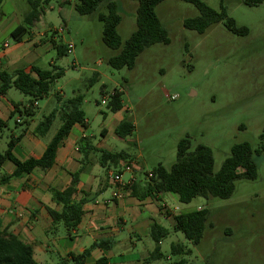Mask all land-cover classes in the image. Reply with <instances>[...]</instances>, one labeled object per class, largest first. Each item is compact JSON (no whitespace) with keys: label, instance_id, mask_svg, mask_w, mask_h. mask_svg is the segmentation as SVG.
I'll list each match as a JSON object with an SVG mask.
<instances>
[{"label":"rangeland","instance_id":"1","mask_svg":"<svg viewBox=\"0 0 264 264\" xmlns=\"http://www.w3.org/2000/svg\"><path fill=\"white\" fill-rule=\"evenodd\" d=\"M113 1L118 5L120 21L116 31L123 46L136 28L137 3ZM201 1L216 11L221 2L227 16L237 27L246 28L247 34L232 33L223 22L210 25L202 34L188 30L183 20L196 17L197 9L181 0H163L155 12L169 43L146 48L136 57L132 69L115 70L107 60L119 50L102 43V23L93 15H79L74 10L76 0H50L33 25L46 31L42 39L46 52L38 64L47 69L54 62L63 75L53 82L48 97L36 101L35 121H41L67 99L82 96L87 134L97 143L102 140L101 130H109L106 149L126 153L125 161L137 164L136 178L140 181L158 165L171 168L180 139L188 137L191 149L207 146L212 152L214 173L220 170L233 145L248 143L253 151L255 178H238L227 199L198 197L182 204L176 196L163 194L167 207L175 214L206 209L211 227L207 226L200 242L192 245L182 233L173 231L170 222L159 218L158 223L169 234L161 242L163 258L149 264H173L179 260L184 264H264V0L253 6L244 0ZM28 10L26 0L3 1L2 12L9 18L3 24L9 23V27L0 32V44L6 39L14 44L10 31L22 24ZM100 11L105 13L103 8ZM52 36L56 43L72 45L71 52L57 57L51 47ZM114 90L122 92L123 106L129 109L122 117L133 124L132 132L124 139L112 132L115 115L107 104ZM14 122L10 119L7 129L19 134ZM60 124L56 117L45 142ZM7 129L0 133V152L6 149L10 136ZM110 169L120 171L125 182L131 176L123 165ZM132 170L133 174L135 167ZM111 192L107 188L103 197ZM130 225L128 221L126 228ZM59 234L65 235L61 225ZM122 239L130 237L124 232ZM131 240L136 246L125 253L129 260L141 259L154 247L148 235L141 242L134 237ZM172 243L184 245L190 253L171 255Z\"/></svg>","mask_w":264,"mask_h":264},{"label":"trees","instance_id":"2","mask_svg":"<svg viewBox=\"0 0 264 264\" xmlns=\"http://www.w3.org/2000/svg\"><path fill=\"white\" fill-rule=\"evenodd\" d=\"M4 0H0V8ZM50 0H26L29 10L22 19V24L11 31L12 40L18 42L28 33V30L38 21L43 6ZM136 7V28L128 37L123 46L117 34L116 28L119 24L118 5L113 0H76L74 10L82 16L93 15L102 23V43L119 52L108 58L107 64L115 70L122 68L132 69L136 57L146 48L154 44H168L169 39L166 30L162 27L156 12V6L163 0H133ZM193 5L198 15L193 18L183 20V27L202 34L210 25L223 22L225 28L237 35H246L247 29L237 27L235 22L226 14L220 2L219 11L207 6L201 0H181ZM246 5H256L262 0H244ZM105 9V13L100 9ZM52 36L51 38H53ZM57 57H62L67 53V48L61 43L53 42ZM63 75V71L55 64L47 69L32 67L29 73L22 70L14 72H0V95H4L10 88H14L22 95L29 97L28 107L24 109L25 116L31 117L35 109L37 100L48 97L51 85ZM122 92L114 90L109 97L108 109L112 113L119 112L124 106L121 100ZM60 102L59 98H57ZM82 96L78 95L67 99L56 110L44 116L34 128V134L39 138L44 137L57 112H60L61 124L53 137L46 144L42 156L38 159H28L18 161L11 151L20 141L22 132L16 137L9 136L6 149L0 152V168L5 161H10L15 169L10 175L0 173V186L10 182L12 179L31 173L34 169L46 171L54 163L56 151L62 140L68 135L73 125L86 126V118L81 110ZM61 108V109H60ZM14 113L9 116L11 119ZM17 125V123H16ZM7 128V123L0 120V133ZM25 129H23L24 131ZM133 130L132 122L123 117L116 125L114 134L124 139ZM263 137V136H262ZM252 150L248 143L235 144L230 149L229 156L223 161L218 172H213V157L211 150L204 145H196L191 149L190 139L183 138L177 143L176 161L169 170L161 165L154 167L145 174L143 181L129 183L124 190L130 196L142 201L146 198H157L159 195L172 194L177 197L179 203L188 204L195 198L216 197L227 199L234 190V183L238 178L253 180L256 175L255 164L252 159ZM259 153V150H255ZM80 169L71 175L70 185L60 191L54 188L49 189L52 202L60 206L59 211L48 210L52 219L51 234H54L58 226H62L65 233L70 235L80 223L83 211L82 207L90 200L96 198L100 191L89 197L82 194L78 200L74 198L76 194V184L79 174L88 165L91 154H98V163L105 171L110 167L116 168L119 161L127 158L124 152H108L106 150H96L86 142L79 143ZM117 173H120L118 171ZM150 174V176H148ZM208 212L206 209H199L186 213H179L173 217V231L180 232L184 238L192 245H197L203 235L205 228L211 227L207 224ZM168 230L153 224L149 230L150 238L154 242V248L148 253L144 261L150 263L163 258L160 250V242L168 235ZM106 242L99 241L91 244L89 248L80 254L70 253L66 258L60 259L59 264H84L86 257L93 248H105ZM190 251L182 244L170 245V254L186 255ZM103 261H98V264ZM0 264H37L33 258V250L29 244L20 240L17 236L3 229L0 230ZM173 264H184V260H179Z\"/></svg>","mask_w":264,"mask_h":264},{"label":"crops","instance_id":"3","mask_svg":"<svg viewBox=\"0 0 264 264\" xmlns=\"http://www.w3.org/2000/svg\"><path fill=\"white\" fill-rule=\"evenodd\" d=\"M8 19L2 12L1 6L0 32L8 29L9 23L3 24L4 20ZM9 35L12 39L11 31ZM45 35L46 31H40L32 26L20 41H13L12 45L7 39L3 41L0 44V72L11 73L22 70L29 73L32 67L41 68L38 63L46 52L42 41ZM50 42L51 47L55 49L53 44L55 37H50ZM52 64L54 62H51L49 66ZM14 91L17 90L10 88L4 95H0V120L6 122L8 127L9 116L14 113L11 119L15 121V126H19V134L21 132L23 134L20 141L13 147L11 154L18 161L38 159L53 136L45 142L46 135L39 138L34 134V128L38 124L35 121L38 104L35 103L31 117L25 116L24 109L28 107L29 99L26 100V96L19 91L20 94ZM60 96V94L57 95L58 98ZM56 109L58 108L52 111ZM128 110L123 107L119 112L113 113L115 115L113 133L116 125L123 118L121 114ZM60 114L57 112L56 117L58 118ZM85 123V127L73 125L59 145L50 169L46 171L34 169L31 173L0 186V230L5 229L29 244L37 264H59L60 259L66 258L70 253L80 254L91 244L99 241L106 242V247L93 248L84 264H98V261H103L101 264H149L144 259L154 247H151V251H148L146 256L138 260H129V256L125 255L128 248L136 246L131 237L141 242L143 236L150 237L149 230L153 224L164 228L158 223L159 218L170 222L173 229V217L176 214L167 207L165 199L163 200L164 197L166 198L165 195L139 201L131 197L128 191L111 184L108 180L111 167L106 171L101 168L98 163V154L90 155L88 165L79 174L74 198L78 200L82 194L91 197L101 190L99 195L83 205L82 219L70 235L59 234L60 226L54 234H51L53 227L48 210L59 211L60 206L52 202L49 189L62 191L70 185L71 175L80 169L79 143L86 142L96 150L112 152L106 149L105 144L109 130L102 129V140L96 143L93 141V136L87 134L88 121L86 120ZM8 132L13 137L19 135L16 131ZM127 163L137 166L131 161H119L118 165L125 166ZM14 169L10 161H5L0 168V173L10 175ZM135 170L132 177L138 182L140 181L136 178L138 170L136 168ZM107 188H111L112 192L109 196L103 197ZM113 192H117V198H112ZM169 199H172L171 196ZM164 208L168 211H163ZM128 221L131 225L126 228ZM124 232L129 235V240L122 239Z\"/></svg>","mask_w":264,"mask_h":264},{"label":"built area","instance_id":"4","mask_svg":"<svg viewBox=\"0 0 264 264\" xmlns=\"http://www.w3.org/2000/svg\"><path fill=\"white\" fill-rule=\"evenodd\" d=\"M66 48H67V53H70L71 50H72V45L68 44V45H66ZM169 99H170V100H175L176 97H170ZM134 167L136 168V165H132V164H130V163H127V164L124 166V170L127 171V172H129V173L131 174V176H130V178H129V180H128L127 182H125V181L122 180V178H121V177H122L121 174H118V173L113 172V171L109 172V174H108V180H109V182H110L111 184L117 186L119 189H121V190L123 189V190H124V188H125L129 183L135 181V179L132 177V171H133L132 169H133ZM148 176H150V174H148ZM117 197H118L117 192H113V193H112V198H117ZM164 209L167 210V208H164Z\"/></svg>","mask_w":264,"mask_h":264}]
</instances>
